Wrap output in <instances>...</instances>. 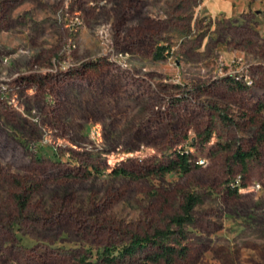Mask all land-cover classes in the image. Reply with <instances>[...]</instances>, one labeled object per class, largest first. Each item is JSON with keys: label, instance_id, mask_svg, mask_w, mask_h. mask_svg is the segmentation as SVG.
<instances>
[{"label": "rangeland", "instance_id": "374dc122", "mask_svg": "<svg viewBox=\"0 0 264 264\" xmlns=\"http://www.w3.org/2000/svg\"><path fill=\"white\" fill-rule=\"evenodd\" d=\"M0 264H264V0H0Z\"/></svg>", "mask_w": 264, "mask_h": 264}, {"label": "trees", "instance_id": "16d2710c", "mask_svg": "<svg viewBox=\"0 0 264 264\" xmlns=\"http://www.w3.org/2000/svg\"><path fill=\"white\" fill-rule=\"evenodd\" d=\"M251 152L247 153L244 151H239L238 156L242 159L245 160L248 155H250ZM175 167L182 168L184 170H190V164L188 162V154L185 152H179L177 155V159L172 162V164L167 165L165 167H162L164 171H169L174 169ZM120 172H124L128 174L129 172L125 169H122ZM29 194H24V193H17L16 194V200L18 207L20 211H24L28 205L29 202ZM200 200V197L196 195L195 193H189L185 196L184 202L182 203V213L178 214L173 217V221L176 223H183L184 221L190 219L192 217V212L194 210L195 205L198 203ZM158 234L155 235V237H136L134 239V242L136 244H146L147 242H154L158 244L159 251L156 252L153 256L152 259L154 261H158L161 258H164L167 262H172L173 256L176 252H179V254L183 255L184 252L186 251L185 248H181L179 251L175 249L173 245H166L162 243L159 239H157Z\"/></svg>", "mask_w": 264, "mask_h": 264}, {"label": "built area", "instance_id": "2783aa9c", "mask_svg": "<svg viewBox=\"0 0 264 264\" xmlns=\"http://www.w3.org/2000/svg\"><path fill=\"white\" fill-rule=\"evenodd\" d=\"M237 182H239V181L237 180ZM256 188H260V184H256Z\"/></svg>", "mask_w": 264, "mask_h": 264}]
</instances>
